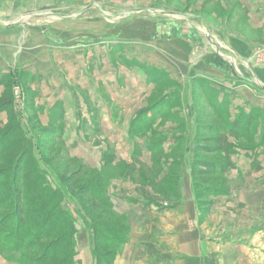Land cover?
Instances as JSON below:
<instances>
[{"label": "crops", "instance_id": "1", "mask_svg": "<svg viewBox=\"0 0 264 264\" xmlns=\"http://www.w3.org/2000/svg\"><path fill=\"white\" fill-rule=\"evenodd\" d=\"M238 2L246 14L250 13L256 28L264 30V0ZM194 33L200 31L194 29ZM215 33L218 32L204 35L205 50L211 47L208 40L211 34L219 40ZM23 34L0 33V80L7 73L17 79L18 88L12 89V108L28 136L35 132L28 123L32 119L46 131L39 133L40 139L54 136L62 146L56 154L57 161L78 163L98 172L118 165L125 167L122 175L98 178L104 184L111 209L127 225L126 239L116 250L112 264H264V164L260 159L256 158L262 167L254 170L251 164L254 157L249 153L229 157L230 166L220 174L228 180L226 189L221 188L217 194L202 192L205 197L199 198L194 186L197 176L190 168L189 148H185L187 157H158L151 152L149 141L131 136L129 120L127 127L122 128L124 141L109 142L102 136L103 141L96 142L92 138L102 135V131L111 134L119 129L114 123L119 117L117 102L112 101L115 97L108 99L100 93V87H108L115 80V76L102 75H112L116 67L112 59V62L104 61L103 51H97L94 44L84 45L72 54L66 50L63 38ZM180 39L171 42L170 50L173 55L186 56ZM228 44V52L236 58L231 59L225 52L224 56L220 52L216 54L228 58L233 64L228 65L231 68L246 65L247 43L237 40ZM127 52V58H134L133 50ZM79 57L85 60L81 62ZM222 63L225 68L226 63ZM103 65L104 72L99 71ZM87 70L93 73L96 70L101 75L97 78L94 73L91 78ZM4 89L0 82V99ZM7 119V112L0 109V129ZM89 142L92 146L87 145ZM177 145L170 139L163 141V155L174 153ZM35 146L33 149L37 150ZM39 146L45 154L56 147H51L49 141ZM96 147L99 149L94 151ZM48 160L35 155L36 172L44 177L51 190H61V206L74 217V263L96 264L95 239L88 219L79 201L63 187L62 171ZM143 168L152 177L148 178L149 173L142 171ZM0 264L16 263L8 262L0 254Z\"/></svg>", "mask_w": 264, "mask_h": 264}, {"label": "rangeland", "instance_id": "2", "mask_svg": "<svg viewBox=\"0 0 264 264\" xmlns=\"http://www.w3.org/2000/svg\"><path fill=\"white\" fill-rule=\"evenodd\" d=\"M238 3V0H0V33H24L23 36L39 33L63 38L68 47L65 49L72 54L84 45L94 44L97 51H103L104 61L113 60L116 67L112 75H102L115 76V80L108 87H100V93L108 99L109 96L115 97L112 101L117 102L119 117L114 123L119 129L111 134L102 131V135H94L92 138L96 142L103 141L102 136L109 142L124 141L126 136L122 128L127 127L129 120V129L138 127L135 136L140 140L163 142L170 139L178 144L174 153L162 155L165 159L181 156L185 148H189L190 167L194 168L193 158L212 162L223 160L215 138L226 135L234 145L231 156L249 153L258 167L253 169L258 170L262 167L258 164H264V83L259 80H264V30L256 28L250 13L246 14ZM194 29L200 33H194ZM214 32H218L215 34L219 40L211 34L208 38L211 47L205 50L204 35ZM177 37H181L182 47L188 53L186 56L183 53L181 56L173 55L170 50L171 42ZM237 40L247 43V63L231 68L228 65L233 64L221 56L225 52L231 59L236 58L226 46ZM128 49L133 50L134 58H127ZM196 57L197 61L192 64ZM83 60L85 57H79V61ZM222 62L226 63L225 68ZM103 69L104 65L98 70L104 72ZM11 70L15 68L8 69L9 72ZM94 73L97 78L101 75L96 70ZM94 73L87 70L86 74L93 78ZM232 127L243 132V136L235 139L229 132ZM43 140L49 141L51 147L56 146V151L47 150L46 154L62 175L68 178L76 174V180L70 181L74 191L80 190L88 181L122 175L125 170L122 165L102 172L86 168L80 170L78 163L57 161L55 155L62 146L56 137H43ZM89 143L87 145L92 146ZM98 149L96 147L94 151ZM186 154L185 151L187 157ZM142 171L149 173L148 178L152 177L149 171L144 168ZM194 181L211 189V192H216L211 187L226 189L228 184L220 174L197 175ZM201 188L197 193L202 199L205 195ZM87 199L81 198V201L86 210H90L91 200ZM5 212L0 211V217ZM99 213L104 214L103 218H98L103 225L108 227L116 222L115 216L103 212L100 207L91 209L90 214L95 218ZM14 226L15 220L9 225L10 232ZM38 227L27 224L21 236L26 241L33 235L39 237L36 235ZM60 235L57 229L37 239L29 251L24 250L25 245L17 251L30 254L28 261L41 254L38 264L57 263L63 255H56L52 250L50 255L44 248L53 239L59 241ZM5 260L27 264L24 258L20 261Z\"/></svg>", "mask_w": 264, "mask_h": 264}, {"label": "trees", "instance_id": "3", "mask_svg": "<svg viewBox=\"0 0 264 264\" xmlns=\"http://www.w3.org/2000/svg\"><path fill=\"white\" fill-rule=\"evenodd\" d=\"M0 82L4 84L5 88L0 99V109L5 110L8 117L7 123L0 129V211H7L0 217V254H4L3 256L11 259L10 261H20L24 258L27 264H38L41 254L28 261L27 257H30V254L20 253L17 251L18 248L25 245L26 249L24 250L29 251L36 244L37 239H42L58 229L61 232L59 241L53 239L46 244L44 251H49L50 255L52 251L56 255H63V258L57 260V263L51 264H74V217L61 206L63 198L61 190H51L47 186L44 177L36 172L35 155L40 158H48L45 151L39 149V145L42 146L45 142V140L40 139L39 132L46 133V131L36 121L29 119L28 123L35 132L28 136V131L12 108V89L18 83L17 79L12 73H8L2 77ZM140 125L144 127V123ZM38 126L39 130H36ZM137 128L131 131V136L136 135ZM229 132L235 139L243 136V132H238L233 127L229 129ZM262 136L264 143V131ZM34 137L35 140H33ZM215 141H217L223 153V160L212 162L206 159L193 158L194 168L190 167L193 175L222 174L230 166L229 157L234 153V145L228 141L226 135H219L215 138ZM35 144L39 150L33 149V147H36ZM150 144L151 152L157 154L158 157L163 155L162 141H154ZM183 155H185V150L181 156L177 157ZM55 156V158H58L57 155ZM48 161L52 160L49 159ZM252 165L254 169L258 168L255 165L254 158ZM82 168L84 167L81 166L80 170ZM75 175L74 173V177L64 178L61 181L63 187L79 201L84 211L83 215L88 219V227L95 239L93 254L96 264H112L116 250L120 248L126 239L127 225L111 209V203L106 196L103 182L99 179L88 181L80 190L74 191L70 181L76 180ZM201 185V183L198 184L194 181L196 191L202 187L203 192L217 194L221 190L220 187H211L216 189V192H211V189ZM81 198L91 200V209L100 207L103 212L106 211L115 216L116 222L108 227L98 222V218H103L104 214L99 213L93 218L90 214L91 209L86 210ZM13 220H15V226L13 231L10 232L9 225ZM27 224L40 226L36 229V235L39 237L33 235L32 239L26 241L25 237L21 236Z\"/></svg>", "mask_w": 264, "mask_h": 264}]
</instances>
